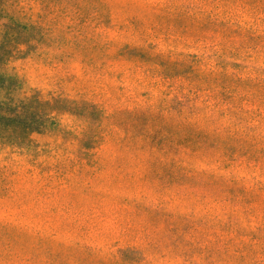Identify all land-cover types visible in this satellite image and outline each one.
<instances>
[{
  "label": "rangeland",
  "instance_id": "obj_1",
  "mask_svg": "<svg viewBox=\"0 0 264 264\" xmlns=\"http://www.w3.org/2000/svg\"><path fill=\"white\" fill-rule=\"evenodd\" d=\"M0 264H264V0H0Z\"/></svg>",
  "mask_w": 264,
  "mask_h": 264
}]
</instances>
